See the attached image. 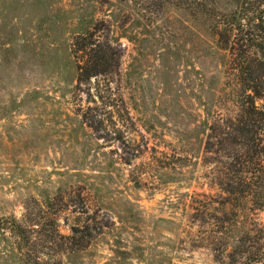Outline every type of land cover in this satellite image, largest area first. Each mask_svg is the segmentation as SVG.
<instances>
[{"label": "rangeland", "instance_id": "374dc122", "mask_svg": "<svg viewBox=\"0 0 264 264\" xmlns=\"http://www.w3.org/2000/svg\"><path fill=\"white\" fill-rule=\"evenodd\" d=\"M204 5L235 3L0 0V217L66 204L60 232L91 236L65 264H217L196 208L220 202L205 139L238 84ZM15 247L0 233V264Z\"/></svg>", "mask_w": 264, "mask_h": 264}, {"label": "trees", "instance_id": "16d2710c", "mask_svg": "<svg viewBox=\"0 0 264 264\" xmlns=\"http://www.w3.org/2000/svg\"><path fill=\"white\" fill-rule=\"evenodd\" d=\"M234 3L226 13L217 12L214 5L200 7L211 20L217 34L215 46L233 66L238 85L231 87V114L217 118L205 139V152L218 154L214 159L222 164L213 179L221 192L220 202L206 197L196 209L202 216L214 210L212 219L222 223L203 237L216 246L217 264H264V226L251 217L264 210V103H257L264 101V0ZM64 200L60 197L57 203ZM66 209L59 206L46 212L39 206L35 212L25 211L19 220L1 216L0 233L11 234L23 264H65L61 256L85 249L84 237L91 236L90 232L78 236L79 230L73 227L70 234L60 232L59 218ZM241 212L244 221L237 229L236 224L228 229L224 218L216 217L222 213L233 220ZM24 249L27 252L22 253Z\"/></svg>", "mask_w": 264, "mask_h": 264}]
</instances>
